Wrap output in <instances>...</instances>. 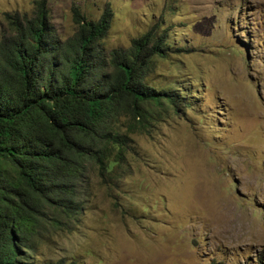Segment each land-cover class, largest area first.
Wrapping results in <instances>:
<instances>
[{
    "label": "rangeland",
    "instance_id": "1",
    "mask_svg": "<svg viewBox=\"0 0 264 264\" xmlns=\"http://www.w3.org/2000/svg\"><path fill=\"white\" fill-rule=\"evenodd\" d=\"M35 1L0 0V37L7 16L31 17ZM47 6L61 43L74 31V8L90 21L110 11L104 53L150 30L163 37L165 54L150 59L145 82L173 91L178 107L162 113L145 102L160 115L150 136L129 135L117 187L103 186L94 168L82 213L48 218L54 249L36 244L32 263L264 264V0Z\"/></svg>",
    "mask_w": 264,
    "mask_h": 264
},
{
    "label": "trees",
    "instance_id": "2",
    "mask_svg": "<svg viewBox=\"0 0 264 264\" xmlns=\"http://www.w3.org/2000/svg\"><path fill=\"white\" fill-rule=\"evenodd\" d=\"M34 5L31 17L8 15L0 37V264H33L38 243L54 249L47 220L78 219L94 168L103 186L117 187L129 135L150 136L160 115L145 102L162 113L178 107L173 91L145 82L150 59L165 54L163 37L150 30L104 53L110 11L90 21L74 8V31L61 43L47 0Z\"/></svg>",
    "mask_w": 264,
    "mask_h": 264
},
{
    "label": "clouds",
    "instance_id": "3",
    "mask_svg": "<svg viewBox=\"0 0 264 264\" xmlns=\"http://www.w3.org/2000/svg\"><path fill=\"white\" fill-rule=\"evenodd\" d=\"M151 104H153V103H151ZM71 263V262H70ZM66 264H68V263H66ZM74 264V263H73Z\"/></svg>",
    "mask_w": 264,
    "mask_h": 264
}]
</instances>
